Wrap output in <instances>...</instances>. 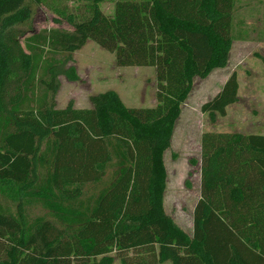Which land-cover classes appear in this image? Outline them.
<instances>
[{"label": "trees", "instance_id": "1", "mask_svg": "<svg viewBox=\"0 0 264 264\" xmlns=\"http://www.w3.org/2000/svg\"><path fill=\"white\" fill-rule=\"evenodd\" d=\"M27 1L0 0V195L16 209L0 205V264H264L263 133L204 132L192 231L165 207L182 105L245 38L237 0H122L112 16L100 8L111 0H87L56 19L70 29L40 30ZM89 41L118 67L154 68L157 104L128 107L108 90L90 107L57 106L60 77L79 81L69 64ZM239 89L233 72L203 103L212 124ZM110 166L116 177L85 204ZM33 203L51 216H30Z\"/></svg>", "mask_w": 264, "mask_h": 264}, {"label": "rangeland", "instance_id": "2", "mask_svg": "<svg viewBox=\"0 0 264 264\" xmlns=\"http://www.w3.org/2000/svg\"><path fill=\"white\" fill-rule=\"evenodd\" d=\"M122 0H111L100 5L109 16L114 14L115 4ZM31 8L34 27L44 29L61 27L70 29L65 19H56L75 13V8L88 4L87 0H34L26 2ZM236 31L244 32V39L235 40L226 67L218 68L202 79L196 78L193 89L177 120L171 147L165 153L168 173L165 207L174 220L186 231L193 228V210L200 197L201 136L207 131H230L264 134V0H237L235 9ZM237 33V32H236ZM76 69L79 81L60 77V88L55 100L64 107L73 101L76 107H90L89 97L114 90L128 107H153L157 104V80L151 67H118L115 55L89 41L73 54L69 64ZM68 66V67H69ZM236 72L240 84L239 101L228 108L225 117L215 124L201 111L203 103L213 98L229 76ZM194 159L196 163L191 164ZM116 177L113 166L108 168L106 178L98 184L85 188L82 201L94 204ZM190 180L191 187H187ZM0 205L15 212L14 205L0 195ZM29 215L51 216L38 204L27 207ZM116 264H121L117 262Z\"/></svg>", "mask_w": 264, "mask_h": 264}]
</instances>
